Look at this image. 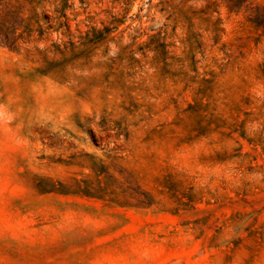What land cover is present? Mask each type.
Wrapping results in <instances>:
<instances>
[{
  "label": "rangeland",
  "instance_id": "1",
  "mask_svg": "<svg viewBox=\"0 0 264 264\" xmlns=\"http://www.w3.org/2000/svg\"><path fill=\"white\" fill-rule=\"evenodd\" d=\"M0 264H264V0H0Z\"/></svg>",
  "mask_w": 264,
  "mask_h": 264
}]
</instances>
